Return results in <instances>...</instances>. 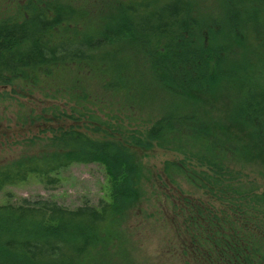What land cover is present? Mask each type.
Here are the masks:
<instances>
[{"label": "trees", "instance_id": "1", "mask_svg": "<svg viewBox=\"0 0 264 264\" xmlns=\"http://www.w3.org/2000/svg\"><path fill=\"white\" fill-rule=\"evenodd\" d=\"M221 3L223 14L214 17L191 0H120L116 14L91 19L73 0H0V90L15 84L56 100L61 94L43 105L45 115H87L127 143L176 151L180 159L165 162L168 180L207 196L174 205L180 255L190 264H264V189L247 179L241 161L254 160L251 139L264 143V0ZM58 74L63 85L44 84ZM89 76L99 78L96 87ZM157 90L166 101L152 109ZM49 131L31 139L47 149L0 165V193L33 174L54 187L61 170L95 162L110 197L75 208L44 198L6 200L0 264L132 257L123 223L138 191L127 148L76 126Z\"/></svg>", "mask_w": 264, "mask_h": 264}, {"label": "rangeland", "instance_id": "2", "mask_svg": "<svg viewBox=\"0 0 264 264\" xmlns=\"http://www.w3.org/2000/svg\"><path fill=\"white\" fill-rule=\"evenodd\" d=\"M119 1L73 0L76 4L85 7L91 19L106 13L116 14ZM191 1L205 14L214 17L223 14L221 0ZM60 78V74L52 76V79L44 81V84L59 87L58 85H63V79ZM85 80L94 88L98 85L99 78L89 76ZM0 92L3 94L2 97L0 96V165L26 154H39L47 149L42 145L44 141L39 142L41 139H35L34 142L31 139L51 134L50 127L76 126L93 140L110 139L122 143V148H127L130 161L135 166L134 181L135 189L138 191L137 204L128 211L123 223L130 238L133 255L125 260H112L105 264H190L176 249L180 238L177 234L181 236V232L175 229L173 223L176 219L178 221L174 215V205L185 207L187 199L197 203L200 199L206 201L207 196L186 182L176 185L168 180L164 172L165 162L179 160L180 155L176 151L152 144L127 143L125 137L116 129H111V126L101 124L96 119H88L87 115L75 121L45 115L42 110L43 105L58 102L62 98L61 94L56 100L53 99L54 97L44 95L39 89L28 93L21 85L15 84L2 86ZM156 94L159 95L158 101H151L152 109L166 101V96L161 91L157 90ZM225 101L221 102L228 106ZM112 123L115 124L114 121ZM251 140L253 142L246 146L253 147L254 160L249 159L245 162L241 158V161H243V170L248 176L245 178L254 181L262 190L264 189V143ZM59 177V184L54 187H47L34 174L25 182L8 185L0 193V204L8 199L20 202L26 197L50 199L66 207L75 208L84 203L96 206L102 199L108 200L110 197L109 181L101 164L76 162L61 170ZM7 193H11V196H7ZM185 237L184 233L182 238Z\"/></svg>", "mask_w": 264, "mask_h": 264}]
</instances>
